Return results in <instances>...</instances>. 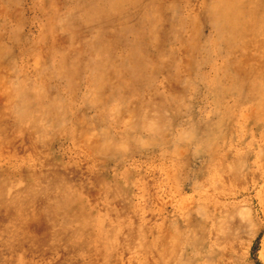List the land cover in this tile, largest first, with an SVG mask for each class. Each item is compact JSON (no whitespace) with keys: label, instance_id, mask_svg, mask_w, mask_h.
Returning a JSON list of instances; mask_svg holds the SVG:
<instances>
[{"label":"rangeland","instance_id":"rangeland-1","mask_svg":"<svg viewBox=\"0 0 264 264\" xmlns=\"http://www.w3.org/2000/svg\"><path fill=\"white\" fill-rule=\"evenodd\" d=\"M0 264H264V0H0Z\"/></svg>","mask_w":264,"mask_h":264}]
</instances>
